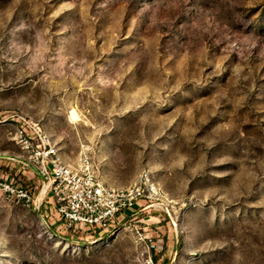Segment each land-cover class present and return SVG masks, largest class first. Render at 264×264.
<instances>
[{"label":"rangeland","instance_id":"1","mask_svg":"<svg viewBox=\"0 0 264 264\" xmlns=\"http://www.w3.org/2000/svg\"><path fill=\"white\" fill-rule=\"evenodd\" d=\"M6 116L0 178L35 205L0 192V264H264V0H0ZM20 117L112 187L148 171L170 216L73 235L19 171Z\"/></svg>","mask_w":264,"mask_h":264},{"label":"built area","instance_id":"2","mask_svg":"<svg viewBox=\"0 0 264 264\" xmlns=\"http://www.w3.org/2000/svg\"><path fill=\"white\" fill-rule=\"evenodd\" d=\"M13 116L3 117L7 123ZM14 140L23 152L17 160L22 174L32 172L42 183L41 203L54 200L55 212L62 227L74 234L86 231L90 237H103L124 227L125 221L141 214L158 212L170 216L173 203L166 197L148 171L140 173L131 184L112 187L98 176L92 156L83 150L76 165L66 163L53 137L43 126L20 117L15 126ZM12 159V158H10ZM15 160V159H13ZM0 178V192L8 199L35 205V199L26 184ZM140 242L149 251L159 247L158 241L144 235L143 228L135 226ZM147 264H153L152 259Z\"/></svg>","mask_w":264,"mask_h":264},{"label":"bare ground","instance_id":"3","mask_svg":"<svg viewBox=\"0 0 264 264\" xmlns=\"http://www.w3.org/2000/svg\"><path fill=\"white\" fill-rule=\"evenodd\" d=\"M72 117H73L74 119H76V120L79 119V118H78V115H77L75 112H72Z\"/></svg>","mask_w":264,"mask_h":264},{"label":"crops","instance_id":"4","mask_svg":"<svg viewBox=\"0 0 264 264\" xmlns=\"http://www.w3.org/2000/svg\"><path fill=\"white\" fill-rule=\"evenodd\" d=\"M4 165V163H0V166Z\"/></svg>","mask_w":264,"mask_h":264}]
</instances>
